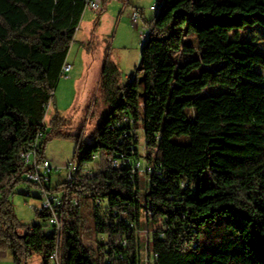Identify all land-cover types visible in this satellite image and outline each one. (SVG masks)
Listing matches in <instances>:
<instances>
[{"label": "trees", "instance_id": "trees-1", "mask_svg": "<svg viewBox=\"0 0 264 264\" xmlns=\"http://www.w3.org/2000/svg\"><path fill=\"white\" fill-rule=\"evenodd\" d=\"M158 2L150 20L126 3L149 30L139 67L121 86L119 69L106 56L98 89L108 112L91 142H84L83 131L72 137V161L81 169L98 155L99 171L77 185L63 181L49 189L65 192L67 204L79 200L66 211L62 264H103L106 245L83 243L81 200L91 204L96 238L106 234L110 248L126 239L127 247H119L126 260L119 264H141L145 250L157 254L155 264H264V76L253 70L264 68V56L239 37L247 26L264 28V0ZM86 9L85 0H0V252L8 251L13 264H27L34 255L45 264L54 248L39 223L17 221L8 196L24 178L20 152L41 128L45 105H54ZM214 87L227 91L203 94ZM123 117L133 123L112 131ZM65 123L53 116L49 134L60 137ZM140 128L146 162L163 172L145 190L130 182L126 168L114 170L105 161L120 153L142 157ZM96 199L126 211L139 230L149 209L146 243L138 232L99 215Z\"/></svg>", "mask_w": 264, "mask_h": 264}, {"label": "rangeland", "instance_id": "rangeland-1", "mask_svg": "<svg viewBox=\"0 0 264 264\" xmlns=\"http://www.w3.org/2000/svg\"><path fill=\"white\" fill-rule=\"evenodd\" d=\"M101 5V13H96L87 8L82 16L76 37L70 47L66 63L71 66L66 76H61L55 91L54 105L47 112V132L43 139L44 157L48 159L52 167L51 187L65 181L66 172L64 166L72 161L75 142L73 136L83 131V140L87 144L93 140V133L97 129L101 119L108 112L104 104V96L98 89L100 76L106 56L118 67L120 85L127 84L139 67L140 60V32L144 29L142 23L134 29L130 24L131 6L143 10L147 20L152 19L155 11L149 10V6H158V0H93ZM108 5V6H106ZM232 36V34H231ZM241 41L255 45L256 52L264 56V28L259 25L247 26L239 31ZM253 70L264 76V68L254 66ZM201 71V70H200ZM199 71L194 72L196 75ZM227 91L221 87L206 89L203 94L216 95ZM66 105L65 112L61 109ZM59 114L66 119L65 127L59 132L60 137L49 134V122L53 116ZM62 114V115H61ZM48 136V137H47ZM138 150L144 153V131L137 130ZM176 143L186 144L187 137H175ZM207 173L202 180L205 184ZM143 181V180H142ZM141 184L142 190L147 188V182ZM38 189L28 183L24 178L18 183L8 196L13 214L22 225L39 223L40 219L34 211L38 206ZM81 219L83 221L82 239L87 247L96 249V235L94 231L93 212L91 204L85 200L80 203ZM143 243L146 236L140 238ZM144 253L140 254V262L143 264ZM0 264H13L8 251L0 252ZM27 264H41L38 255L31 257Z\"/></svg>", "mask_w": 264, "mask_h": 264}, {"label": "built area", "instance_id": "built-area-1", "mask_svg": "<svg viewBox=\"0 0 264 264\" xmlns=\"http://www.w3.org/2000/svg\"><path fill=\"white\" fill-rule=\"evenodd\" d=\"M85 3L86 8H90L93 12H98L102 9L101 5L97 2H94L93 0H85ZM149 10L156 11L157 6L151 5L149 6ZM129 19L131 27L134 29H136L141 23L139 13L134 10L131 11ZM148 33L149 30L144 27V29L140 32V45L144 43ZM70 70L71 66L65 62L61 68V76H66ZM50 108L51 104L47 103L45 105V114L41 122V128L38 130L32 143L20 152L19 157L24 167V179L38 189V206L34 208V211L37 216L41 217L39 224L42 226V230L45 235L52 236L54 238V248L49 254L45 264H62V243L64 234L66 233V223L69 221L66 211H68L67 208L76 207L79 204V200L74 198L69 204H67L68 199L65 192H54L49 190L53 189L51 187L50 176L52 173V167L48 159L44 157L42 145L43 139L45 138L47 132L46 115ZM132 123L133 121L128 117H123L119 123L111 126L110 129L114 131L118 127ZM98 160V155L93 156L91 163L86 164L81 169L78 168L76 162L69 161L64 166L66 172L64 182L77 185L85 178L94 177L99 171V167L97 165ZM105 161L108 166L114 170H122L123 168H126L128 170L127 176L132 184L138 183L139 186H141V184L144 183L143 181H146L149 184L151 183L153 176L163 179V172L160 169V166L148 164L143 153L142 157L135 160L126 157L123 153H120L115 158L107 157ZM180 187L185 188L186 184L181 183ZM94 204L98 210V214L105 219L112 221L114 226L119 227L123 225L127 229L138 232L140 237L145 235L146 238H148V235L152 231L148 229L147 225V221H150L152 217V212L149 209L143 210L141 219L145 226L139 230L136 228L135 222L128 219L126 211L111 209L109 208L107 201L102 199H96ZM160 226L162 229L160 228L161 230L158 232V236L159 238L164 239L166 237L164 232L165 227L163 226V223H160ZM107 237L108 236L106 234H100L96 238V243H102L106 245L103 264H119V262L125 261L126 255L119 251V247L123 250L127 247L126 239H122L121 236V238L114 241L112 248H110L111 246L107 244ZM143 253V264H155V260L157 259L156 253H149L146 250L143 251Z\"/></svg>", "mask_w": 264, "mask_h": 264}, {"label": "crops", "instance_id": "crops-1", "mask_svg": "<svg viewBox=\"0 0 264 264\" xmlns=\"http://www.w3.org/2000/svg\"><path fill=\"white\" fill-rule=\"evenodd\" d=\"M106 6H108V5H106ZM127 7H128V6H127ZM130 11H131V10H130ZM77 32H78V30H77ZM77 32H76V34H77ZM75 37H76V35H75ZM65 110H66V105H63L61 111H62V112H65ZM61 115H62V114H61Z\"/></svg>", "mask_w": 264, "mask_h": 264}]
</instances>
